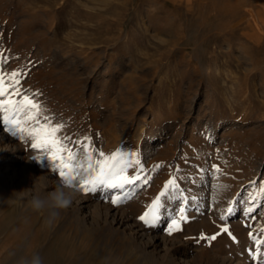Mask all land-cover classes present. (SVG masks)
<instances>
[{
  "label": "rangeland",
  "instance_id": "rangeland-1",
  "mask_svg": "<svg viewBox=\"0 0 264 264\" xmlns=\"http://www.w3.org/2000/svg\"><path fill=\"white\" fill-rule=\"evenodd\" d=\"M262 2L0 0V71H22L21 87L41 94L35 99L54 123L65 125L62 134L92 136L106 154L122 146L136 151L142 178L151 177L126 186L132 198L114 206L115 190H78L91 175L81 169L73 187L98 207L96 219L84 220L69 206L49 222L46 211L31 207V197L64 181L31 148L30 137L7 130L0 113V133L12 137L0 157V264H22L33 254L44 264H169L146 250L145 238L107 220L106 210L149 231L154 226L138 217L173 177L186 196L197 197L182 231L173 233L194 244L195 264H222V257L264 264V245L255 252L249 237L264 238L258 194L264 183V23L261 33L253 26ZM152 134L163 138L148 141ZM212 165L221 174L214 176ZM217 184L228 188L218 191ZM162 204L161 218L168 209L170 220L160 218L155 227L168 233L184 205L165 198ZM229 207L235 214L228 215ZM225 225L236 242L226 233L211 245L199 239Z\"/></svg>",
  "mask_w": 264,
  "mask_h": 264
},
{
  "label": "snow or ice",
  "instance_id": "snow-or-ice-1",
  "mask_svg": "<svg viewBox=\"0 0 264 264\" xmlns=\"http://www.w3.org/2000/svg\"><path fill=\"white\" fill-rule=\"evenodd\" d=\"M21 76L20 69L13 70L11 73L0 71V113H3V123L8 126V131L19 135L21 139L30 137L31 148L43 153L52 162L53 171H58L64 182L72 186L74 182H77L80 170H84L79 166L80 159L87 157V170L91 172V175L88 179L77 183L78 190L84 193L115 190L110 197V202L114 206L126 203L132 198L124 192L126 186H135L142 179L144 184L148 183L151 177L142 178L141 173L144 171V166L138 152L122 146L106 154L93 144L92 136L85 134L74 139L72 136L62 134L65 125L54 123V117L45 114V107L35 99L41 94L39 92L29 94L27 90H24L20 83ZM25 125L28 126L25 127ZM160 167V164L154 165L155 169ZM211 167L214 170L212 173L214 176L221 174L219 166L212 165ZM130 170H133L131 175H129ZM251 183L256 184L255 181ZM227 188V185H216L218 191ZM186 191L187 189H181L177 178H170L165 182L163 190L150 205L146 206V211L138 219L145 226H155L161 218L162 198L180 199L184 206L178 208V216H173L166 230L169 235L182 231V224L189 219L188 205L197 199L194 195L186 196ZM258 194L264 197V183L259 186ZM233 212V207L227 209L228 215ZM247 212L252 213L253 209L248 208ZM227 219L226 215L220 216L221 221ZM261 231L264 232V229ZM221 233H226L234 242L237 241L226 225L220 228V232L211 236L201 233L199 239L211 245V242L215 241ZM249 237L254 242L255 252L259 253L262 250L261 246L264 245V238H259L251 232Z\"/></svg>",
  "mask_w": 264,
  "mask_h": 264
},
{
  "label": "bare ground",
  "instance_id": "bare-ground-1",
  "mask_svg": "<svg viewBox=\"0 0 264 264\" xmlns=\"http://www.w3.org/2000/svg\"><path fill=\"white\" fill-rule=\"evenodd\" d=\"M260 6H261L260 10L256 14L258 16V19L256 20V18L254 17V23H253L254 24L253 26L255 27V30L257 33H261L260 32L262 30L261 24H262V22L264 23V18H263L264 15L261 16L264 13V2H262V4ZM251 11H254V8H253V10L251 9ZM250 15L255 16V14L253 12ZM162 136L163 135L160 136L159 134L158 135H155V134L149 135L148 141H153L155 139H162L163 138ZM11 142H12V137L9 133H6L5 131L0 133V157H1V159H2V156L5 155V152L7 151ZM49 185L51 186V183H49ZM56 187H60V185L56 186ZM56 187H54L52 190H54ZM70 207H72L75 211H77L76 212V213H78L77 215L81 216L84 220L92 221V220L96 219L95 213H94L95 207L93 208L91 206V202L89 201V199L87 197L80 196L77 192H76V195L74 196V198L72 200ZM97 208H95V209H97ZM108 208L106 210L107 220L109 219L110 221L116 222V223L119 222L120 224L129 228L131 231V234H136V236L141 237V239L145 238L144 240H146V241H145V243H143V244H145L144 247H146V250L150 249L149 250L150 253H152L154 256H157L160 259L167 260L169 262V264H195L193 262V256L195 254L192 253L193 252L192 248L194 247V244L192 246L189 243V241H186L184 239H179V238H177V236L175 234L169 235L168 233H166L164 231L163 226L160 228L159 225L156 227L155 226L152 227L149 231H146V232L140 231L139 228L137 229L135 227V225L133 224L134 222H132L131 218L128 215H122L121 214L119 216L116 209H115V211L112 212L111 210L113 208H109V209ZM168 213H169L168 209L163 211L161 221H164V219H166L165 222L170 220L169 216H167ZM233 214H235V212H233ZM216 256H218V255H216ZM219 257L220 256H218V258ZM230 258L229 257H224V258L222 257L221 258L222 264H246L245 262H242V261H239V262L237 261L236 263H232ZM198 261L199 260H196V263Z\"/></svg>",
  "mask_w": 264,
  "mask_h": 264
},
{
  "label": "clouds",
  "instance_id": "clouds-1",
  "mask_svg": "<svg viewBox=\"0 0 264 264\" xmlns=\"http://www.w3.org/2000/svg\"><path fill=\"white\" fill-rule=\"evenodd\" d=\"M79 166L84 169V175L88 172L87 157H83L79 162ZM75 188L72 185L64 184L56 187L50 192L33 194L30 200L31 207L38 212H47L49 222L59 216L60 210L68 208L74 196ZM22 264H44L43 258L39 254H33L31 258L24 259Z\"/></svg>",
  "mask_w": 264,
  "mask_h": 264
},
{
  "label": "crops",
  "instance_id": "crops-1",
  "mask_svg": "<svg viewBox=\"0 0 264 264\" xmlns=\"http://www.w3.org/2000/svg\"><path fill=\"white\" fill-rule=\"evenodd\" d=\"M260 1H263L264 2V0H260Z\"/></svg>",
  "mask_w": 264,
  "mask_h": 264
}]
</instances>
